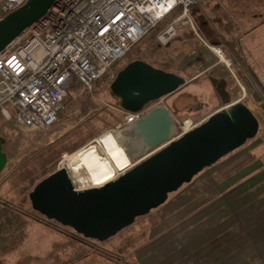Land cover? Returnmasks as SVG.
I'll list each match as a JSON object with an SVG mask.
<instances>
[{"label": "rangeland", "instance_id": "374dc122", "mask_svg": "<svg viewBox=\"0 0 264 264\" xmlns=\"http://www.w3.org/2000/svg\"><path fill=\"white\" fill-rule=\"evenodd\" d=\"M205 3L213 7L210 14L194 10L200 5L191 7L192 13L196 11L192 16L196 17L193 18L195 31L185 28L192 38L188 39L184 53L192 46L201 49L210 55L204 65L216 66L210 74L218 75L224 69L231 80L235 79L239 85L236 97H241L240 101L259 121L256 137L205 168L190 183L170 194L157 209L136 218L132 225L108 240L97 242L84 239L53 221L39 220L41 216L31 210L28 194L66 161L79 157L91 147L104 153L112 136L122 135L116 127L124 115L119 99L111 95L109 86L106 90L108 77L95 85L91 93L74 88L58 121L46 131H23L14 118L5 121L0 116L2 151L7 159L0 172V202L6 203L4 207L10 215L23 221L19 229H13L19 234L22 232L19 239L10 234L13 231L0 235V264H155L157 260L153 256L147 258L154 246L156 251L165 248L173 264H264V175L253 166L226 180L231 170L252 158L264 166V86L257 84L258 93L248 91L236 79L233 57L226 49L215 48L221 50L224 58L221 60L203 34L205 28L218 36L220 29L216 22L219 21L223 31L231 29L239 19L264 22V0H208ZM169 21L170 17L151 30L114 64L110 74H117L131 60L147 62L160 70L182 68L183 61L174 64L157 53L161 47L157 35ZM245 30L241 27L240 32ZM192 100L190 93L178 90L154 104L172 101L176 111H183ZM209 110L213 109L186 111L175 119L177 133L182 132L180 127L186 119L194 117L189 119L194 124L197 118L206 117ZM111 163L115 178L131 165L123 160L119 163L111 160ZM182 260L185 262L181 263Z\"/></svg>", "mask_w": 264, "mask_h": 264}, {"label": "water", "instance_id": "95a60500", "mask_svg": "<svg viewBox=\"0 0 264 264\" xmlns=\"http://www.w3.org/2000/svg\"><path fill=\"white\" fill-rule=\"evenodd\" d=\"M55 1L28 0L0 19V51L45 16ZM184 82L182 77L143 61L128 63L116 74L109 90L124 111L147 110L119 130L135 164L113 181L84 190L75 187L72 166H61L29 192L31 210L84 239L104 242L163 205L170 194L205 168L256 137L259 121L240 100L217 109L178 137L167 107L158 103L146 106L172 94ZM1 143L0 137V172L7 163Z\"/></svg>", "mask_w": 264, "mask_h": 264}, {"label": "built area", "instance_id": "2783aa9c", "mask_svg": "<svg viewBox=\"0 0 264 264\" xmlns=\"http://www.w3.org/2000/svg\"><path fill=\"white\" fill-rule=\"evenodd\" d=\"M27 1L0 0V19ZM206 1L56 0L45 16L0 51V116L5 121L14 118L23 131L48 130L58 121L74 88L91 93L95 83L108 75L107 90L116 77L110 74L112 66L160 22L170 17L157 35L162 44L178 28L195 31L191 7ZM213 51L222 54L220 49ZM120 110L124 117L116 130L147 111ZM206 119L197 118L188 130L182 122L178 137Z\"/></svg>", "mask_w": 264, "mask_h": 264}, {"label": "crops", "instance_id": "0c3cea01", "mask_svg": "<svg viewBox=\"0 0 264 264\" xmlns=\"http://www.w3.org/2000/svg\"><path fill=\"white\" fill-rule=\"evenodd\" d=\"M199 5L200 7L194 10L203 14H210V11L213 10L211 3L207 4L202 2ZM194 12L192 13L191 11L192 16ZM193 18L196 17L194 16ZM216 23L220 29V31H217L218 36L212 35L211 32L204 28V33H202L206 37L205 40L213 48L226 49L236 62L233 68L234 71H236V79L240 83L242 82L248 91H255L258 93L256 89V86L258 87L257 84L260 83L264 86V22L262 20L257 21L256 19L249 21L239 19L238 21H234V26L227 31H223V26H220L221 21ZM228 23L229 22H227V24ZM241 27L246 29L243 33L240 32ZM191 38L192 37L189 36L185 28H178L175 36L168 40L167 43L162 44L157 41L161 45V47H159L160 51H157V53L163 56L164 59L174 64H179L180 61H183L181 64L182 68H178L175 71L163 68L162 70L182 77L185 82L178 90H180V92L190 93L193 96V100L189 103L188 108L183 111H176L172 101H170L169 104H164L173 115L174 119L186 114V111L189 112L193 108H198V110L201 109V111L204 109H213L207 112L208 115L206 117H208L217 109L241 99V97H236V93L239 92V85L233 77L232 80L230 79L229 74L224 71V69H221L220 72L218 71L217 74L219 76L210 74L211 69L216 66L214 64L208 66L204 65V62L210 60L209 54L203 52L201 49H195V46H192L191 49L187 50V53H184V49L187 47L189 41L188 39ZM237 58H239V61L241 60V63ZM220 59L223 60L224 58ZM241 64H244V66ZM214 102L218 103L215 105ZM189 119L194 120V117H190L187 120ZM237 160H240V157L237 158ZM254 162L256 163L257 161L252 158V160L244 162L240 167L234 168L231 170L226 180H229L232 175L240 173L246 167L252 168L253 166L254 169L260 170L259 173H263L264 175V166L259 163L255 164ZM152 248L153 253L146 252L147 258L153 256L154 258L152 259L157 260L155 264H173L171 263L172 256L166 252L165 248L163 251H156L155 246ZM182 258H184V255H182ZM152 259H147V261ZM184 262L185 260H182L181 263Z\"/></svg>", "mask_w": 264, "mask_h": 264}, {"label": "bare ground", "instance_id": "6f19581e", "mask_svg": "<svg viewBox=\"0 0 264 264\" xmlns=\"http://www.w3.org/2000/svg\"><path fill=\"white\" fill-rule=\"evenodd\" d=\"M165 38L166 37H162L161 39ZM218 56L223 58V55L220 53H218ZM193 125L194 124L187 119L184 121L185 130L190 129ZM118 137L112 136L110 145L105 150L106 153H103V151L101 152L96 147H91L82 151L79 157L70 159L62 165V167L66 165L72 166V181L78 190L99 188L114 179L115 175L111 160L117 163L123 160L131 164L132 156L126 146L125 138L122 135ZM119 139H121V141H119Z\"/></svg>", "mask_w": 264, "mask_h": 264}, {"label": "trees", "instance_id": "16d2710c", "mask_svg": "<svg viewBox=\"0 0 264 264\" xmlns=\"http://www.w3.org/2000/svg\"><path fill=\"white\" fill-rule=\"evenodd\" d=\"M169 23V22H168ZM166 23V24H168ZM134 60H131L130 62H132ZM128 62V63H130ZM116 64V63H115ZM114 66V65H113ZM112 66V67H113ZM108 75H104L99 81H97L95 83V85H98L101 81L105 80L107 78ZM112 95V94H111ZM118 99V98H116ZM155 103V102H154ZM154 103H150V104H154ZM147 105L146 108H148L149 106L151 105ZM3 143L4 141L2 140V143H1V149L3 147ZM1 203V207H0V235H2V233H9L10 231H13V229H19L20 228V225H22L23 221L21 220H18L17 218L13 217L12 215H10L4 205H6V203H3V202H0ZM26 214V213H25ZM24 214V215H25ZM27 217H29V215H26ZM37 216V215H36ZM38 219V218H36ZM39 220H44L46 221L43 217H41ZM10 234H12V236H14L15 238L18 237V239L20 238V236H22V232L21 234L17 233V232H11ZM1 237V236H0ZM2 238V237H1ZM1 242V241H0ZM1 244V243H0ZM13 246V245H12ZM12 248V247H11ZM10 248V249H11Z\"/></svg>", "mask_w": 264, "mask_h": 264}]
</instances>
